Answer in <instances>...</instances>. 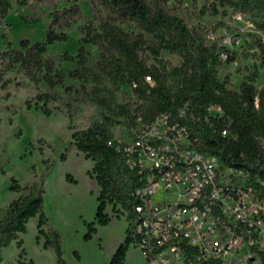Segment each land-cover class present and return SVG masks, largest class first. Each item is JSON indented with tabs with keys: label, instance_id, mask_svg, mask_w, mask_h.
Listing matches in <instances>:
<instances>
[{
	"label": "trees",
	"instance_id": "trees-1",
	"mask_svg": "<svg viewBox=\"0 0 264 264\" xmlns=\"http://www.w3.org/2000/svg\"><path fill=\"white\" fill-rule=\"evenodd\" d=\"M60 1L52 0L48 6L50 22L42 40L22 38L18 46L0 52V80L5 72L16 69L35 85L44 82L45 89L26 103L46 115L55 111L71 119L82 109L94 112L89 125L76 128L71 135L76 150L93 161L88 172L99 187L94 221H85V239L96 231L95 224L109 222L106 205L119 204L131 214L136 202L131 189L138 184L140 173L128 169L121 151L108 141L115 132L124 140L131 139L137 114L142 122H149L161 113L176 115L185 106L187 115L180 120L187 123L191 136L196 138L194 146L207 155H215L222 167L242 171L244 176L237 180L258 189V180H264V86L258 89L253 85L256 71L241 81L238 90L226 87V79L218 78V67L236 58V52L219 44L215 37L217 29L225 27L224 22L193 25L183 0H173V4L169 0H95L89 14H84L78 3L59 8ZM216 1L207 10L215 14L217 3L228 6L251 22L264 38V0ZM16 2L28 4V0ZM9 7V0H0V19ZM44 13L42 6L36 5L24 20L37 21ZM129 25L132 30L126 28ZM74 26L83 43L76 54L65 52L57 58L49 55L47 45L65 40L67 30ZM253 42L264 57V39ZM86 43L98 48V59L90 57ZM162 50L178 54L180 64L171 65L159 57ZM221 53L226 55L224 60ZM150 56L156 63H148ZM63 60L75 61L67 75L80 82L78 87L65 84L66 74L60 67ZM146 76L151 77L152 84ZM132 83L136 85L132 87ZM210 105L219 107L222 113L211 115ZM223 129L228 130L227 135L222 134ZM61 158L65 159V155ZM65 177L75 182L69 174ZM9 189L22 193L0 218V262L1 249L24 234L28 221L35 217L36 241L42 240L43 247L53 248L54 264H67L59 232L48 224L43 208V177L28 185L11 177ZM131 243L127 227L108 264H124ZM20 244L18 240L17 245ZM194 251L187 248L188 258L196 264Z\"/></svg>",
	"mask_w": 264,
	"mask_h": 264
},
{
	"label": "rangeland",
	"instance_id": "rangeland-1",
	"mask_svg": "<svg viewBox=\"0 0 264 264\" xmlns=\"http://www.w3.org/2000/svg\"><path fill=\"white\" fill-rule=\"evenodd\" d=\"M57 0H54L56 2ZM10 7L4 18L0 19V52L10 46H18L19 40H42L50 22L48 6L52 0H28V4L19 5L16 0H9ZM216 0H183L189 9V18L193 25L212 24L222 21L225 27L216 31L219 44L236 52V58L230 63L223 62L218 67V78L226 79V87L238 90L242 80L249 78L256 71L253 85L264 86V57L260 55L254 40L263 38L262 33L254 25L228 6L217 3L218 12L213 14L207 7ZM78 3L84 14H89L95 0H61L59 8ZM173 4V0H169ZM36 5L42 6L44 15L34 22H26L24 16ZM132 30V26L126 27ZM81 34L76 26L67 30L65 40H57L47 45L49 55L59 57L65 52L76 54L83 44ZM92 59L99 58L98 48L90 43L84 44ZM159 57L171 65H179L178 54L162 50ZM148 63H156L150 56ZM60 67L66 74L65 84L78 87L80 82L71 79L67 74L75 67V61H61ZM4 80L6 84L1 87ZM46 84L35 85L21 71L10 70L0 80V218L9 209L10 202L22 192L9 189L11 177L21 185L31 184L35 179H44L43 208L48 224L59 232L63 256L67 264H108L116 246L123 240L128 221L122 207L108 204L105 212L109 216L107 224H95L96 231L91 238L85 239L86 222L94 221L99 187L88 172L93 161L85 158L76 150L72 133L78 127H87L92 110L82 109L69 119L60 112L44 114L34 106L28 107L26 101L31 100ZM211 115L215 109L208 110ZM65 155V159L61 156ZM69 174L75 182L66 180ZM24 192V191H23ZM36 218L27 223L24 234L1 249L0 264L27 263L54 264L55 253L52 247H43L42 240L36 241ZM21 240L20 246L17 241ZM24 249L22 253L21 250ZM124 264H147L140 249L130 244Z\"/></svg>",
	"mask_w": 264,
	"mask_h": 264
},
{
	"label": "built area",
	"instance_id": "built-area-1",
	"mask_svg": "<svg viewBox=\"0 0 264 264\" xmlns=\"http://www.w3.org/2000/svg\"><path fill=\"white\" fill-rule=\"evenodd\" d=\"M209 109L222 113L215 105ZM186 115L185 106L149 122L137 114L131 139L115 132L108 141L126 167L140 173L131 189V214L124 211L132 243L147 264H193L187 248L195 249L196 264H264V195L258 191L264 193V180L258 189L240 182L242 171L198 150L180 120Z\"/></svg>",
	"mask_w": 264,
	"mask_h": 264
}]
</instances>
